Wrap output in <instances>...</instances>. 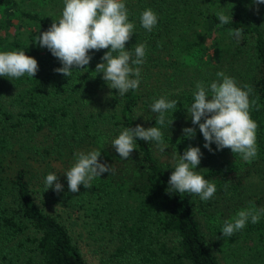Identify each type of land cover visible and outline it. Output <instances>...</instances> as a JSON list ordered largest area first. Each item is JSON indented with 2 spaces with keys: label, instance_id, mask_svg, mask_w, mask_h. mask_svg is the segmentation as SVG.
Masks as SVG:
<instances>
[{
  "label": "trees",
  "instance_id": "obj_1",
  "mask_svg": "<svg viewBox=\"0 0 264 264\" xmlns=\"http://www.w3.org/2000/svg\"><path fill=\"white\" fill-rule=\"evenodd\" d=\"M33 1L41 10L20 8L32 0H0L20 18L0 40V52L25 51L39 67L34 78L0 77V264H95L79 240L85 234L98 242L97 264H264V215L233 237L220 233L239 210L264 209V4L123 0L135 24L125 50L145 44L146 56L138 89L121 97L95 72L110 49L90 50V64L70 77L54 71L62 64L37 41L59 21L65 0ZM146 9L158 17L151 32L140 23ZM220 11L232 22L221 26ZM233 28L242 30L239 40L230 34ZM218 72L252 89L258 155L250 163L215 144L209 152L191 123L196 85L220 80ZM161 97L178 101L161 128L165 152L154 142L137 141L130 158L121 159L112 141L125 128L161 127L151 110ZM193 127L195 137L184 136L182 129ZM189 145L203 153L196 170L216 185L208 201L167 191ZM93 150L111 172L95 178L90 189L81 185L70 192L64 174L77 153ZM49 173L59 176L63 191L45 187ZM66 204L75 212L72 222L61 213Z\"/></svg>",
  "mask_w": 264,
  "mask_h": 264
},
{
  "label": "clouds",
  "instance_id": "obj_2",
  "mask_svg": "<svg viewBox=\"0 0 264 264\" xmlns=\"http://www.w3.org/2000/svg\"><path fill=\"white\" fill-rule=\"evenodd\" d=\"M256 5L264 4V0H254ZM128 9L123 0H65L59 21L39 35L37 44L46 48L57 58L62 67L54 71L64 77H70L75 69H85L90 64V50L110 49L102 57L103 62L96 65L95 72L102 73V79L108 87L118 91L123 97L129 90H136L140 84L141 66L146 56V45L135 44L131 51L125 45L133 36L135 24L128 20ZM219 24L232 22V16L217 13ZM158 17L151 9L140 14L141 26L151 32L157 25ZM231 35L237 40L242 35L239 28L232 29ZM113 53H116L114 56ZM39 71L36 59L25 54V51L0 52V77L19 79L25 75L34 78ZM220 80L205 86L202 82L196 85L193 93L194 102L189 112L193 125L198 126L205 141L203 147L212 152V144L216 150L230 149L239 154L245 162H252L258 155L256 144L257 123L250 117V107L256 101L249 100L252 89L245 85L244 90L237 86L234 78L223 72L217 74ZM135 77V78H133ZM222 80V82H221ZM178 101H169L161 97L153 102L151 110L158 113L156 124L161 127L125 128L112 141V147L121 159L130 158L137 148V141L154 142L161 153L167 148L164 145L161 128L166 124V113L177 108ZM173 121L171 122V124ZM184 136L194 138L196 129H182ZM203 153L199 147L189 145L183 155H179L174 171L168 180L170 193H189L199 196L201 201H208L217 191L216 185L206 180L196 169ZM100 151L80 152L76 154V163L65 174L68 190L77 193L80 186L92 187V181L111 168L99 162ZM45 187L57 193L63 191L59 176L49 173L45 178ZM264 215V209L254 205L239 210L232 221H226L221 229L224 238L233 237L243 230L247 223L256 224Z\"/></svg>",
  "mask_w": 264,
  "mask_h": 264
},
{
  "label": "rangeland",
  "instance_id": "obj_3",
  "mask_svg": "<svg viewBox=\"0 0 264 264\" xmlns=\"http://www.w3.org/2000/svg\"><path fill=\"white\" fill-rule=\"evenodd\" d=\"M19 6L23 11H32L33 9L37 11L41 10L39 4L33 0L30 4L27 3V5H24V3L20 2ZM45 10L46 9H43L42 12ZM19 19L20 18L13 9L10 10L9 8L7 9L0 5V40L4 39L9 33L14 31V29L10 26V23L13 22L14 26H17ZM164 157L165 160L169 159L168 161L173 163L175 162V157H168L166 154H164ZM61 213L67 222H72V220H75V212L73 211V208L69 206V204H66L65 207L61 209ZM79 240L84 248L85 254L91 258L95 264H97L100 256L98 254V242H96L95 239H92L91 237H87V234H85V236L79 237Z\"/></svg>",
  "mask_w": 264,
  "mask_h": 264
}]
</instances>
